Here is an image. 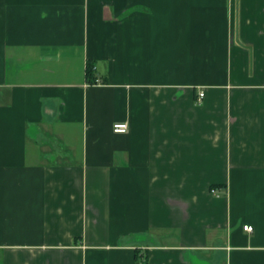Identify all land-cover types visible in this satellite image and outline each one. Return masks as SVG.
I'll list each match as a JSON object with an SVG mask.
<instances>
[{"label": "crops", "instance_id": "0c3cea01", "mask_svg": "<svg viewBox=\"0 0 264 264\" xmlns=\"http://www.w3.org/2000/svg\"><path fill=\"white\" fill-rule=\"evenodd\" d=\"M0 264H264V0H0Z\"/></svg>", "mask_w": 264, "mask_h": 264}, {"label": "built area", "instance_id": "2783aa9c", "mask_svg": "<svg viewBox=\"0 0 264 264\" xmlns=\"http://www.w3.org/2000/svg\"><path fill=\"white\" fill-rule=\"evenodd\" d=\"M203 97H204V93H201L200 96H199V99H198V103H200L202 100H203ZM128 124L126 122L124 123H116L114 124L113 126V131L114 133H118V134H124V133H127L128 132ZM244 229L246 231H252L253 230V227L252 226H245Z\"/></svg>", "mask_w": 264, "mask_h": 264}, {"label": "trees", "instance_id": "16d2710c", "mask_svg": "<svg viewBox=\"0 0 264 264\" xmlns=\"http://www.w3.org/2000/svg\"><path fill=\"white\" fill-rule=\"evenodd\" d=\"M94 71H95L94 67L89 65L88 69H87V74H88V78H92V80L89 79L90 82H94L95 81Z\"/></svg>", "mask_w": 264, "mask_h": 264}]
</instances>
